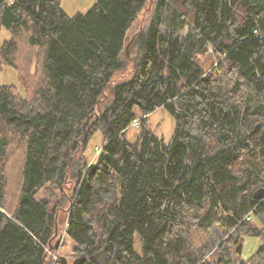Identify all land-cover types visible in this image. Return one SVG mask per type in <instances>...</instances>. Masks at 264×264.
Segmentation results:
<instances>
[{"label":"trees","instance_id":"obj_1","mask_svg":"<svg viewBox=\"0 0 264 264\" xmlns=\"http://www.w3.org/2000/svg\"><path fill=\"white\" fill-rule=\"evenodd\" d=\"M146 3L0 0V67L26 91L0 83V264H66V237L74 264H236L244 236L264 264V0H155L128 58Z\"/></svg>","mask_w":264,"mask_h":264},{"label":"rangeland","instance_id":"obj_2","mask_svg":"<svg viewBox=\"0 0 264 264\" xmlns=\"http://www.w3.org/2000/svg\"><path fill=\"white\" fill-rule=\"evenodd\" d=\"M97 0H58L61 8L69 15H73L76 12H84L88 8H90ZM154 2L155 0H147L146 8L139 13L131 27L129 28L127 32L128 36V43L127 48H125V54L128 58H131L135 56L136 51L130 49V43L134 37V35L139 32L142 28H144L151 16V13L154 8ZM10 32L6 28H1L0 32V43H2L4 40L10 38ZM211 62V59L208 55L203 56V63L205 67H208ZM0 83L6 84V85H12L15 87V90L18 94L21 96L26 95V91L24 88V85L22 81L20 80L18 71L7 64H2L0 67ZM161 112H157L154 115H149V121L151 125V129L159 135L158 137L167 139V137L170 135V133L173 131L175 121L173 117L164 109L160 110ZM138 126H132L129 128L127 132V139L131 142L135 141L138 136ZM103 145V135L100 129H97L89 138L88 143L86 145L84 155L86 157V161L89 163H96L103 153L102 150ZM43 195V192H38L37 197H40ZM66 199V198H65ZM67 201V200H66ZM65 202V206H66ZM63 215L60 214V218H62ZM255 220V219H254ZM60 222V221H59ZM254 223H256L258 226H260V223L255 220ZM62 224V223H61ZM75 245V243L70 238H65L63 245L60 247L58 254L62 257V259L66 262V264H74V259L70 256L72 247ZM258 245H260V241L253 236H244L243 237V245L241 250V256L237 258L236 264H245L246 260L251 256V254L256 251L258 248ZM58 247V246H57ZM137 249L139 248V241L137 238L136 242ZM53 259L57 257V253L55 252L53 254ZM53 264H64L60 261L53 262Z\"/></svg>","mask_w":264,"mask_h":264},{"label":"water","instance_id":"obj_3","mask_svg":"<svg viewBox=\"0 0 264 264\" xmlns=\"http://www.w3.org/2000/svg\"><path fill=\"white\" fill-rule=\"evenodd\" d=\"M127 47H128V46H127ZM127 47H126V48H127ZM86 122H87V121H86ZM86 122H85L84 124H86ZM253 197H254L255 199H258V200H262V199H264V188H259V189L255 190L254 193H253ZM58 244H59V241H56V242H55V247H57Z\"/></svg>","mask_w":264,"mask_h":264},{"label":"crops","instance_id":"obj_4","mask_svg":"<svg viewBox=\"0 0 264 264\" xmlns=\"http://www.w3.org/2000/svg\"><path fill=\"white\" fill-rule=\"evenodd\" d=\"M160 110H164V109H162V108H158V109H156L155 111H153L151 114H150V116L151 115H154L155 113H157V112H161ZM172 133V132H171ZM171 133H170V135L167 137V139H164V141H168V139L170 138V136H171ZM156 134V133H155ZM157 135V134H156ZM157 136H159V135H157ZM260 245H258V247H259Z\"/></svg>","mask_w":264,"mask_h":264},{"label":"built area","instance_id":"obj_5","mask_svg":"<svg viewBox=\"0 0 264 264\" xmlns=\"http://www.w3.org/2000/svg\"><path fill=\"white\" fill-rule=\"evenodd\" d=\"M134 123H136V122L134 121Z\"/></svg>","mask_w":264,"mask_h":264}]
</instances>
